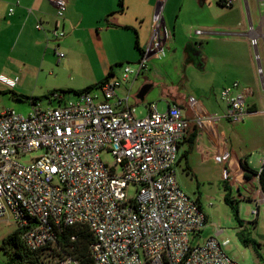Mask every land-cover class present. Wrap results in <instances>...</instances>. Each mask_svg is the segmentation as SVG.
Here are the masks:
<instances>
[{
	"label": "built area",
	"instance_id": "built-area-1",
	"mask_svg": "<svg viewBox=\"0 0 264 264\" xmlns=\"http://www.w3.org/2000/svg\"><path fill=\"white\" fill-rule=\"evenodd\" d=\"M51 1L55 14L49 34L57 44L65 36L66 0ZM233 1L220 3L230 7ZM257 2L264 9V0ZM35 28L42 30V23ZM248 33L256 50L260 33L252 25ZM168 37L159 16L156 36L136 62L121 65L118 76L71 100L56 92L49 99L56 105L34 103L27 115L0 111V218L21 229L22 243L38 253L41 264H80L73 255L77 235L72 233L63 246L56 240L65 227L90 233L93 264H245L225 253L230 240L217 239L221 229L203 243H193L207 217L177 182L179 143L190 123L181 107L172 103L160 112L150 103L147 114L138 117L128 94L118 93L122 83L147 70L150 58L164 54ZM56 55L63 58L61 52ZM255 59L260 61L257 51ZM258 72L262 76L261 67ZM17 80L1 77L9 87ZM250 96L252 90L237 81L223 87L221 118L243 121L252 112ZM102 151L110 153L112 166L100 159ZM32 152L39 154L28 163L19 161ZM239 171L243 177L240 161ZM224 176L228 183L227 167ZM130 185L136 187L133 197H127ZM260 204L255 200L251 209L254 219Z\"/></svg>",
	"mask_w": 264,
	"mask_h": 264
},
{
	"label": "crops",
	"instance_id": "crops-1",
	"mask_svg": "<svg viewBox=\"0 0 264 264\" xmlns=\"http://www.w3.org/2000/svg\"><path fill=\"white\" fill-rule=\"evenodd\" d=\"M238 1L242 8L241 0ZM218 5H220L218 0H121V4L119 0H66L63 21L65 36L64 40L56 44L51 41L49 34L55 14V7L51 0H0V72L4 74L9 72L13 75L15 69H19V74L29 73L31 68H38L39 72L45 71V62L47 59L52 60V55L56 58V62H61L56 55V45L60 44L68 53L65 57L67 65L78 58L85 57L93 66L92 70L98 72L88 81V85L103 80L110 70L113 72L112 76H118L121 73V64L118 62L123 59H139L151 36H156V24L161 16L169 36L164 53L171 59L174 70L177 71L183 66L186 71H197L201 75L208 76L211 79V85L220 91L232 82L240 80L241 72L247 67L254 69L255 64L249 36H192L191 29L201 24L206 27L205 30H201V34H220L216 31L219 26L203 16L206 14L205 7L219 8ZM10 8H12L11 12ZM38 21L42 23V30L35 28ZM196 30L200 29H195V34ZM43 43L47 45L44 49ZM49 43H53L51 50L48 48ZM236 45L242 48L238 49ZM90 46H95L97 49H91ZM157 58L160 57L154 56L150 60ZM55 65L51 63L48 68ZM140 76L144 79L142 87L150 84L142 100L136 97L138 91L133 92L138 86ZM20 83L21 77L18 78L14 87L8 85L6 87L22 93ZM87 84L84 86H88ZM154 87H159V84L151 83L144 72L122 83L118 93L119 95L128 94L129 101L135 106V110L142 102L143 113H138L137 116L143 117L147 114L148 104H156L152 98L147 97ZM158 98L163 100V109L159 110L156 104V109L160 112L165 111L172 103L178 104L181 108L188 107L184 94L176 91L172 85L160 87ZM253 106L254 104L251 107ZM215 121L216 119H213V122L208 123V134L216 133L218 126H215L218 122L214 123ZM207 133L192 122L186 137L179 143L177 165L184 157L187 174L202 182L214 176L223 178L222 172L226 167L224 165L223 171L220 172V166L213 158L219 136L215 137ZM249 180L255 182L257 186L247 195V198L254 203L255 200H259L261 204H264V194L259 189L258 177L254 175ZM195 199L198 200V198ZM257 219L258 216L254 222Z\"/></svg>",
	"mask_w": 264,
	"mask_h": 264
},
{
	"label": "rangeland",
	"instance_id": "rangeland-1",
	"mask_svg": "<svg viewBox=\"0 0 264 264\" xmlns=\"http://www.w3.org/2000/svg\"><path fill=\"white\" fill-rule=\"evenodd\" d=\"M240 2L234 0L231 7H205L206 14L203 15L206 20L216 23L220 34L203 35L195 34V29L205 30L202 24L194 26L191 29L192 36H249L244 34L248 32V27H252L259 31L260 38L256 50L252 49V56L255 64L254 69L246 68L241 72L240 83L241 87H250L253 94L247 99L248 104L254 112L238 123H230L221 118L225 108L223 102L220 100L218 88L211 85V79L207 76L201 75L197 71H186L183 66L176 70L173 68L171 59L167 58L164 53L157 59H151L148 62V69L145 71V76L151 83L159 84V87H154L147 95L155 101L158 109H163V100H159L158 92L160 87H175L176 91L184 94L188 102V107L181 108L183 116L192 122H195L198 127L207 133L209 131V122L217 123V131L207 135L219 136L216 140L213 151V158L220 166V172L223 171L224 165L229 171V188L230 196L237 200L238 213L237 216L232 208L225 203L223 197L224 189V172L222 177L214 176L207 181H199L196 178H191L187 174L185 166V158L181 159L176 168V177L178 185L184 192L192 198H198V201L205 213L207 220L206 225L199 233V237H195L193 243H203L206 239L213 236L216 229H221L222 233L217 236V239L222 241L226 238L230 240L229 244L224 247L225 253L233 260L245 264H264V204L259 205V215L256 222L251 215V209L254 207V202L247 198L257 186L255 182L248 179H243L239 171L240 159L246 160L248 165L259 171L264 163V26L262 24V15L264 9L258 5L257 0H241ZM207 8V9H206ZM64 40L62 38L60 42ZM59 42V43H60ZM49 50L53 43H49ZM44 43L42 48H45ZM236 48H242L239 45ZM57 52L63 54L61 62H56V58L47 59L45 62V71L39 72L38 68H31V72H20L16 70L14 74L11 73L0 74V111L4 109H14L18 113L27 115L31 111L29 101L18 100L12 97L7 91L12 90L6 87V84L1 81V77H21V91L27 96L41 97L36 100L35 105L39 104L41 107L54 106L57 104L56 100H49L44 96L52 92H60L66 89H82L85 87L95 75L98 74L96 70H92L93 66L87 58H78L75 62L67 65L65 57L68 55L66 49L58 44L56 45ZM91 49H97L95 46H90ZM90 49V50H91ZM256 51L259 54L260 61L255 59ZM100 56V55H99ZM136 59V58H135ZM137 60V59H136ZM136 60L123 59L121 65L131 63ZM53 63L55 67L48 68V65ZM258 67L262 68V76L258 72ZM35 69V70H33ZM1 71V69H0ZM11 75V76H10ZM143 77L138 79V86L133 91H139L143 85ZM17 83V82H16ZM88 85V84H87ZM229 86V85H227ZM14 87V86H13ZM80 87V88H79ZM6 89V90H4ZM14 91V90H13ZM64 100L73 99L72 93H61ZM146 99V98H145ZM252 104H254L253 107ZM144 105L141 103L136 107V115L143 113ZM140 116V115H139ZM219 116V117H218ZM218 117V118H216ZM206 139V135H204ZM207 143V141H205ZM39 152H32L25 156L19 157V161L23 164L28 163L31 158L35 157ZM100 159L112 166L114 160L110 153L102 151ZM116 172L120 173V169L116 167ZM127 197H133L136 193V187L128 186L126 189ZM238 220L241 221L242 226H239ZM15 229V224L12 220L7 218H0V246L2 239ZM243 231L248 237L253 238L259 244V256L255 253L251 245L245 246L239 239L240 231ZM7 261V254L0 248V264H5Z\"/></svg>",
	"mask_w": 264,
	"mask_h": 264
},
{
	"label": "trees",
	"instance_id": "trees-1",
	"mask_svg": "<svg viewBox=\"0 0 264 264\" xmlns=\"http://www.w3.org/2000/svg\"><path fill=\"white\" fill-rule=\"evenodd\" d=\"M218 3L221 6H223L220 3V0H218ZM119 4H121V0H119ZM136 48H138L137 45H136ZM112 75H113V72L112 70H110L108 71V73L106 74L103 80L95 84L85 86L82 89H66V90H60V92L61 93H72L73 95H79L82 92L90 91L93 88L101 85L103 82L108 80ZM7 92L15 99L29 101L30 105H33L36 102V100L41 99V97L27 96L22 93L15 92L13 90H9ZM54 93L56 92H52L51 94L46 95L44 97L47 99H50V96ZM252 111H255V110H252ZM240 167L243 170L244 179L249 180L254 175L258 177L259 189L264 194V163L259 171L252 169L248 165L246 160H240ZM224 189H225V194H224L223 199L225 203L228 204L232 208L233 212L237 216V213H238L237 200L230 196V188L226 180H224ZM238 222H239V226H242L241 221L238 220ZM21 232H22L21 229L16 227L12 232L7 234L2 239V244L0 248L7 254V261L5 264H41L38 253L28 249L22 243L20 239ZM72 233H75L77 235L76 241L73 242L74 257L78 259L80 264H93V261H92V258L89 252V244L92 238H91L90 233L85 228L75 229L73 227H65V228L60 229L57 234V238H56L58 244L62 246L67 245L69 236ZM239 239L245 246L251 245L254 248L255 253L259 256L258 249L260 246L255 239L248 237L246 234H244L242 230L240 231Z\"/></svg>",
	"mask_w": 264,
	"mask_h": 264
},
{
	"label": "water",
	"instance_id": "water-1",
	"mask_svg": "<svg viewBox=\"0 0 264 264\" xmlns=\"http://www.w3.org/2000/svg\"><path fill=\"white\" fill-rule=\"evenodd\" d=\"M149 87H150V84H146V85H144V86L138 91L136 97H137L138 99L142 100L143 97H144V95H145V93H146V91L149 89Z\"/></svg>",
	"mask_w": 264,
	"mask_h": 264
}]
</instances>
